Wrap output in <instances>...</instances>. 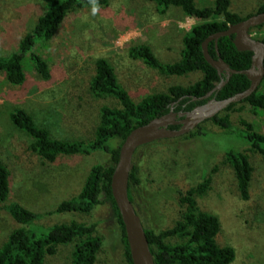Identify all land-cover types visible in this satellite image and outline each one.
Listing matches in <instances>:
<instances>
[{"label":"rangeland","instance_id":"1","mask_svg":"<svg viewBox=\"0 0 264 264\" xmlns=\"http://www.w3.org/2000/svg\"><path fill=\"white\" fill-rule=\"evenodd\" d=\"M262 1L230 0V10L246 17L255 14ZM213 2L196 0V5L201 8ZM43 12L40 0H0V57L17 51L19 41ZM182 18L181 10L173 7L160 15L155 4L146 0H110L105 8H77L65 18L55 38L38 42L32 50L46 61L48 80L36 73L29 53L23 62V85H9L0 73V160L9 171L8 202L43 215L38 225L44 228L71 221L95 224L101 247L94 264H128L121 228L110 206L103 203L87 214H44L75 195L90 166L108 164L109 155L97 151L60 156L54 163H44L29 150L31 139L13 127L9 112L26 111L52 139L88 142L100 107H118L114 99L90 92L97 58L111 64L118 83L134 102L199 79V74L163 76L128 54L133 47L147 45L159 62L179 61ZM259 90L264 92V80ZM240 106L241 111L231 113L230 130L204 121L198 137L180 136L141 146L132 160L139 179L132 188L133 206L146 229L158 232L171 227L182 210L179 194L202 182L216 167L208 191L198 198L199 205L218 218L216 241L233 248L235 257L230 264H264V160L249 153L253 171L247 200L241 199L232 172L224 163L226 151L249 148L236 130L242 128L240 119L264 135V111L245 105L236 108ZM15 227L9 215L0 210V246ZM72 249V245L59 246L56 254L45 256L44 264H71Z\"/></svg>","mask_w":264,"mask_h":264},{"label":"trees","instance_id":"2","mask_svg":"<svg viewBox=\"0 0 264 264\" xmlns=\"http://www.w3.org/2000/svg\"><path fill=\"white\" fill-rule=\"evenodd\" d=\"M44 12L37 18L32 30L18 43L17 51L8 57H0V73L11 86L24 84L23 62L29 53V59L36 73L44 80L50 77L46 61L33 52L38 42H47L55 38L65 18L77 8H105L110 0H40ZM155 4L158 14L164 15L171 7L181 10L183 16L196 20L188 31L182 35V50L179 61L163 64L147 45H139L129 50L133 60H140L150 69L163 76H190L199 74V79L186 86L174 85L164 93H155L134 102L126 90L118 83L111 64L103 57L94 62V75L91 78L90 92L96 97L112 98L118 107L102 106L99 109L98 122L93 137L88 142L63 141L50 137L49 132L37 126L33 118L22 109L9 112L13 127L31 139L29 150L44 163H54L60 156H73L103 152L109 155L108 164L96 163L90 166L80 190L69 199L61 201L53 211L44 215L62 213H91L98 205L107 203L112 215L117 220L122 233L125 258L132 264L124 226L111 192V179L119 158V149L126 136L135 128L147 124L156 117L167 114L170 105L178 102L182 110H189L200 104L194 98H201L214 87L225 81L220 78L204 58L202 44L211 35L228 29L240 21L254 15L241 17L230 10V0H214L213 4L198 7L196 0H146ZM264 11V0L257 13ZM264 24L256 26L250 33L259 34ZM230 37H221L215 43H207L210 57H220L231 69L244 71L250 68L253 52L238 51ZM254 39L264 43V35ZM264 67V60H263ZM264 80V79H263ZM262 80V81H263ZM250 85L249 79L242 74H233L227 82L216 91V100H224L245 91ZM258 89L244 100L228 105L222 112L206 120L223 130L232 129L231 113L241 111L242 106L251 110L264 111V92ZM184 105V108H183ZM242 128L240 136L249 148L245 150H228L224 163L230 168L235 187L241 199L249 198V188L253 167L250 154H258L264 160V135L258 133L254 126L240 119ZM173 129V128H172ZM201 125L184 137L201 135ZM146 144L142 147L148 146ZM141 148V147H139ZM138 148V149H139ZM137 149V150H138ZM136 150V151H137ZM135 151V153H136ZM211 172L203 177L202 182L180 193L178 205L182 209L180 216L171 227L158 232L146 229L145 235L154 264H230L235 253L230 246H220L216 239L220 232L218 218L204 210L198 198L209 189ZM137 172L132 165L128 181V198L133 204L132 188L139 183ZM10 186L9 171L0 160V210H4L16 224L0 246V264H44L46 255L57 253L59 246L72 245L71 264H94L96 254L101 247V239L95 233V224L71 221L68 224H56L50 228L38 225L43 215L24 208L17 202H8Z\"/></svg>","mask_w":264,"mask_h":264},{"label":"water","instance_id":"3","mask_svg":"<svg viewBox=\"0 0 264 264\" xmlns=\"http://www.w3.org/2000/svg\"><path fill=\"white\" fill-rule=\"evenodd\" d=\"M262 24H264V11L229 26L225 31L211 35L202 44L205 60L217 70L219 75L224 73L227 76L226 80L220 82L209 94L218 91L233 74H242L249 79L250 85L245 91L224 100H213V104L207 109L203 107L199 109V112L186 113L187 117L184 119L177 120V114L173 112L156 117L147 124L133 129L123 140L119 149V158L112 174L111 192L124 226L132 264H154L144 226L128 198L129 174L135 151L139 147L157 140L183 136L193 131L202 122L222 112L228 105L238 103L254 93L264 79V43L252 38L250 30ZM232 35L234 36L233 45L238 51L254 53L251 66L247 70L231 69L220 57L213 59L208 54L207 43L209 41L214 40L216 43L219 38ZM204 98L205 96L199 99L194 98V100ZM178 116H182V113H178ZM172 125L181 126L179 129H170L169 126Z\"/></svg>","mask_w":264,"mask_h":264},{"label":"flooded vegetation","instance_id":"4","mask_svg":"<svg viewBox=\"0 0 264 264\" xmlns=\"http://www.w3.org/2000/svg\"><path fill=\"white\" fill-rule=\"evenodd\" d=\"M220 78L221 79H223V77L225 78V80H226V78H227V76L224 74V73H221L220 75ZM223 82V81H222ZM210 92V91H209ZM209 92L208 93H206L204 96H205V98L204 99H201V100H198L199 102H201L200 104H196V105H194L191 109H189V110H182V105H181V108L180 109H178V107H179V103L178 102H175V103H173V104H171L170 105V109H169V111L167 112V114L169 113V112H173V113H176L177 114V117H176V119L177 120H180V119H184V118H186L187 117V115H186V113H191V112H199V109L200 108H208L209 106H211L212 104H213V100H216V98H215V92H213L212 94H209ZM194 102H197L196 100H194ZM183 108H184V105H183ZM178 113H182V116H178ZM180 126L181 125H172V126H169V128L170 129H179L180 128ZM188 134V133H187ZM186 135V134H185ZM184 136V135H183Z\"/></svg>","mask_w":264,"mask_h":264},{"label":"crops","instance_id":"5","mask_svg":"<svg viewBox=\"0 0 264 264\" xmlns=\"http://www.w3.org/2000/svg\"><path fill=\"white\" fill-rule=\"evenodd\" d=\"M196 22L193 21V18L191 17H185L182 18V32L188 31L193 25H195Z\"/></svg>","mask_w":264,"mask_h":264},{"label":"built area","instance_id":"6","mask_svg":"<svg viewBox=\"0 0 264 264\" xmlns=\"http://www.w3.org/2000/svg\"><path fill=\"white\" fill-rule=\"evenodd\" d=\"M260 35H264V33L260 32L259 34H256V33H250V36L252 38H255L256 36H260Z\"/></svg>","mask_w":264,"mask_h":264}]
</instances>
